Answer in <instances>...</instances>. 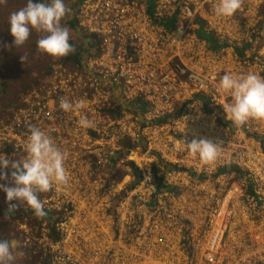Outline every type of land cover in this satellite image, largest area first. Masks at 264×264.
Segmentation results:
<instances>
[{
	"label": "built area",
	"instance_id": "built-area-1",
	"mask_svg": "<svg viewBox=\"0 0 264 264\" xmlns=\"http://www.w3.org/2000/svg\"><path fill=\"white\" fill-rule=\"evenodd\" d=\"M209 1L212 3L210 14L213 18L219 19V27H222V30L217 32L218 38L213 35L219 43L225 45L218 50L210 49L204 40L199 41L201 39L195 35V31L205 30L200 27L201 22L190 15L187 8L180 5L179 0H170L168 8L162 11L159 10V1L153 0L154 8L150 18L145 13L144 1L138 0L141 5L139 10L147 25L163 36L151 37L149 41L139 38L135 33L138 16L133 5L135 3H128L127 0L124 3L102 0L104 11H101V15L98 11L93 17L85 7L82 11L85 28L97 35L101 41L103 55L95 64L98 72L103 71L111 77L108 81L109 92L98 100V122L87 129L81 127L79 121L86 115L85 104L83 109L65 112L60 107V101L64 97L59 98L57 102L53 99L54 95H47L36 97L30 102L29 107L20 110L18 115L9 119L7 125L3 124L0 127L4 130L0 139L7 142L11 138L13 146L20 149L22 143L27 145L29 136V131H21V127L25 124L28 127L32 123L35 127V123L41 122L43 125L41 130L54 140L67 157L65 167L70 174L69 183L66 186L56 185L55 199L67 204L72 201L73 204L76 203L74 198L80 196L82 201L87 203L92 200L94 193L92 183L77 172L76 166L79 161L74 149L79 150L82 146L79 143L74 144L70 137L75 138L78 133L86 134V130H92V136L87 138L88 145L85 146L81 142L82 150H87L83 156L86 158V155H89L92 163L100 169L108 164L107 159L113 157L115 151L120 150L121 147L115 143L119 138L124 137V140L119 142L122 147L129 141L128 135L114 133L107 142L104 139L105 134L101 133L100 124L103 119L118 118L128 123L129 116L123 107L136 100L141 102V106L136 104L141 110L140 114H144L150 107L153 108L138 120L139 128L143 131L140 138L137 134V124L130 125L136 140L140 142L142 139L145 140L144 151L141 153L138 145L135 148L132 145L133 148H129V151L127 147L123 153V161L127 165L131 162L138 174L134 175L129 165L126 166L125 170L127 172L129 170L131 178L128 185L129 195L134 197V203L139 204L143 217L152 219L153 227L158 229L143 233L136 244L128 245L124 251L118 250L116 253L115 250L108 249L106 252L103 250L98 252L101 261H96L95 252L90 245H84L82 240L72 239V232L62 229L65 221L59 225L54 224V241H58L53 250L54 264H178L185 249L193 250L187 245L188 241H200L201 237L200 235L198 240H195L193 235L195 232H191L185 234V238H181L180 231L184 228L181 225L188 223L191 217L189 225L193 227L196 219L192 217L200 212L206 213L201 220V225H205L204 236L207 237L201 238V243L205 241L203 244L208 252L205 255L201 254L205 264L212 262V252H215L219 245L227 247L229 244L230 249L220 251L221 257L216 259L217 262L231 264V259H243L247 256L249 236L236 224L235 215L239 203L229 204L232 198L241 193V189H231L220 207L211 210L201 205L203 203L199 196L201 183L198 179H209L216 176L218 169L234 165L250 176L248 179L250 192L247 184L242 194L246 200L256 202L260 189H256L258 191L253 189L254 182L260 186L264 185V155L254 142L256 140L258 144L260 143L259 139L255 138L257 135L264 138V121L250 120L237 127L228 119L225 112V107L232 102L231 95L220 89V80L226 73L242 76L251 72L264 77V45L260 47L258 55L253 58L256 59L255 62L251 64L247 61L241 63L240 57L235 53V48L240 45L243 37L246 38L245 42L249 43L251 39L256 43L259 36L264 37L257 34V28L253 30L249 26L252 21L259 19L255 11L264 0H243V6L232 17L217 16L215 12L217 0ZM169 18L173 19L171 29L168 27ZM248 29L252 30L251 33ZM159 39L164 43H160L158 49H152V40ZM126 40H129V47L136 49L133 55L140 53L139 57L132 58L124 49L121 50L119 44ZM165 45L168 49L161 50L160 48ZM241 53L243 58L244 49ZM174 56L178 61L174 62L170 69L168 63ZM156 61L162 63L157 66ZM183 76L185 79L181 80ZM90 94H81L83 96L79 101L86 102V99L89 101ZM195 95H201L207 105L217 111L203 112L200 101L193 99ZM109 98L113 101L112 104L107 102ZM71 102L76 103L73 100ZM101 109L107 112L105 116L100 115ZM164 117L168 120L154 123ZM7 129L11 130V134L6 131ZM193 139H207L213 143H220L222 150L217 160L211 164H204L198 156L190 155L185 144ZM125 140L126 143H123ZM96 148L101 150L102 160L97 159V154L93 151ZM153 151L166 165L165 170L160 166L156 180L149 169V164L156 162L154 158H149V153ZM180 198H184V206L178 203ZM126 202L128 203V192ZM154 202L158 203L155 207ZM126 213L128 214L127 208ZM253 242L258 247L254 252L255 258L258 264H264V235L259 239L254 236Z\"/></svg>",
	"mask_w": 264,
	"mask_h": 264
},
{
	"label": "rangeland",
	"instance_id": "rangeland-1",
	"mask_svg": "<svg viewBox=\"0 0 264 264\" xmlns=\"http://www.w3.org/2000/svg\"><path fill=\"white\" fill-rule=\"evenodd\" d=\"M81 1L82 0H64L70 11L66 13L61 21L63 26L70 29L71 39L77 41L78 44L80 40L75 37L81 32V28L76 22L77 18L75 15L76 8L78 7L77 5ZM109 1L125 2V0ZM127 1L128 3H135L133 5L138 12L137 20L135 22L137 27L135 28L136 35L147 41H149L151 37H163L158 31L147 25L143 14L139 10L141 5L138 3V0ZM158 1L159 10L161 11L166 10L170 5V0ZM189 1L191 4H189ZM46 2L48 3L50 0H46ZM179 3L182 7L187 8L190 15L201 22L200 27L203 30L212 33V36L214 35L218 38L217 32L221 31L222 27H219V19L216 17L213 18L210 14V6L212 3L209 0H179ZM25 4L26 0H7L6 4L0 5V72L1 70L3 71L2 74L6 80L5 94L8 96L6 102L13 107L11 103L13 101V103H16L17 99L22 97V105L20 108L22 111L30 106L28 95L31 92H36L38 97L54 95L53 99H56L57 102H59V98L61 97H64V99H68L69 101L73 100L74 102H78L83 96L81 94L91 93L88 96L89 101L86 99V102H84V111L86 114L85 117L95 124V122H98L99 120L97 113L98 100H101V96L109 92L108 81L111 78L103 71L98 72L99 69L95 64L98 62L100 56L103 55L99 37L94 33H91L88 28H85V32L81 33L94 35L98 43L96 47H87L85 48V51H80L78 62L75 64L67 63L66 66L60 64L62 58L52 57L38 50L37 40L43 35V33L33 31L29 40L23 46L16 47L13 43L14 38L10 34V24L8 23V19L12 12L17 11ZM85 7L87 12H91L92 17L98 11H100V15L102 14L101 11H104L102 0H83L80 9H85ZM255 15L259 16V19L254 22L252 21L249 26L252 27L253 30L257 28V34L264 36V3L258 6ZM73 20L76 22L78 30L76 28L72 29L67 25L69 21ZM83 20L85 19L83 18ZM251 31V29H248V32L251 33ZM11 40L13 45L8 48L7 42ZM245 41L246 38L243 37L240 41L241 43L239 42L240 45L235 48V53L236 50H240L241 52L242 49H244L243 58L242 55L240 56V62L243 63L247 61L251 64L255 62L256 59L253 58L258 55L260 47L264 45V37L259 36L256 43H254L252 39L250 43ZM128 43L129 40H126L122 44H119L121 50L124 49L128 56L132 58L139 57L140 53H138V55H133L135 47L134 49L129 47ZM152 43L153 46L151 48L158 49L160 43H164V41L161 39L158 41L152 40ZM160 49L165 50L168 48L165 45ZM22 56L27 58L25 62L21 61ZM176 61L178 60L174 56L168 63L169 67ZM155 63L158 66L162 62L156 61ZM46 65L50 66L49 75L43 74ZM180 79L184 80L185 76ZM36 81L39 86L35 89L34 84ZM128 95H130L129 91ZM107 102L110 104L113 103L110 98L107 99ZM146 108L147 107H145V109ZM152 109L153 108L150 107L144 112V114H140L139 107L133 104V102H129L127 107H124V110H126L125 113L129 116L128 123L123 122L118 118L103 119L102 117L104 121L101 122L100 126L101 133L105 134L104 139L108 142L114 133L123 136L128 135L127 137L129 141L127 142V145H131V147L133 145L134 148L138 145L139 151L142 153L146 147L145 140L142 139V143L136 140L133 128L131 129L130 125L134 126L137 124V134L140 138L143 131L139 128L138 120ZM105 114H107V112L101 109L100 115L105 116ZM9 119L6 120L4 117L0 118V127L3 126V124L7 125ZM117 122L120 124H117ZM121 123H124V125H121ZM3 131L4 130L0 128V138L2 137V133H4ZM6 131L11 134L10 129H7ZM91 132L92 130L88 129L86 130V134L78 133V136H75L76 139L73 137L70 138L74 144L79 143L83 147V144L85 146L88 145L87 138L92 136ZM122 140H124V137L119 138L115 142L121 147L120 150L115 151L113 157L107 159L108 164L100 169L92 163V159L89 155H86V158L83 156L87 150H82V147L79 150L74 149V151L77 152L76 156L79 161L76 166L77 172L82 178H85L88 182L90 181L92 183V191L94 193L92 194V200H89L87 203L82 201V197L80 196L74 198V202L76 203L73 204H71L72 201H69L68 203L70 204H67L60 200H56V185H54L53 189L49 192H37V195L44 204L46 215L43 218L37 217L36 215H31L29 218H26L21 214V209L24 207L26 208L27 205L22 204L15 212L10 211L6 193L0 189V205L2 207V209H0V239L15 241L16 247L13 254L16 259L13 264H54L52 259L53 250L58 244V241H54L55 232L53 226L54 224H62L63 221H65V225L62 226V229L70 230L72 232V239H79L84 242V245H90L93 252H95L96 261H101L98 252H102V250L106 252L108 249L115 250L116 253H118V250L124 251L128 248V245L136 244L138 238L143 233L158 229V227H153L154 224L151 223L152 219H146L143 217L139 204L134 203V197L129 195L130 190H128V185L131 183V178H129L130 172L129 170L128 172L125 170L128 165L123 161V153L127 146L122 147L120 145L119 142ZM260 140L264 143V138H260ZM254 142L258 145L260 153L264 155V151L261 150L258 142L256 140H254ZM123 143H126V140ZM22 144V148L19 149L13 146L11 138H9L7 142L0 139V155L5 156L9 160L22 161L27 156L26 145L25 143ZM4 148L9 149V152L4 153L2 151ZM129 148L128 151L130 150ZM93 151L97 154V159L102 160L101 150L96 148L93 149ZM149 158H154L156 161L149 164L150 173L156 180V174L160 172V166L165 170L166 165L161 159H159L154 151L149 153ZM145 171L146 170H144L143 173H145ZM111 173L113 174L110 175ZM241 173V176L235 172H228L219 175L215 174L216 176L210 177L209 179H198V182L201 183V186L199 187V189H201L199 196L203 201L201 205L214 210L220 207L222 201L231 189H241V193L232 198L229 204L237 205L239 203L235 215L237 217H235L236 224L239 227H242L244 233L249 236L250 242L246 247L247 256L243 259H231V264H258L255 258L256 253H254L255 249L258 247L253 242V237L255 236L259 239L264 235V185L260 186L258 183H255L253 179H250L254 182L253 189H260L257 194L258 201L246 200L242 192L244 187L247 186L250 176L248 177L245 171H241ZM7 183L8 181L6 180H0V185ZM160 188L163 187L160 186ZM127 192L128 203L126 202ZM198 192L197 189V194ZM12 203H16V201H13ZM178 203L184 206V198H180ZM157 204L158 203L154 202L153 206L155 207ZM126 208L128 214L126 213ZM205 214V212L194 214L192 218H195L196 221L193 227L189 225L191 217L189 218L188 223L186 222L181 225L184 227L180 231L181 238H185V234L191 232H195L193 234L195 235V240H198L197 238H199L200 235L201 237L200 241H188L187 245L196 252L191 249H185L180 255V262L178 264H205L201 258V254L205 255L208 253L203 244L205 241H202L201 243V238L205 233V225H201V220ZM219 219L220 215L217 216V220ZM204 237L207 238L206 236ZM110 241H116V243L112 244ZM227 245V247L219 245L216 251L212 252V255L209 253L211 257H213L212 262H209V264H224V261L217 262L216 259L221 257L219 254L220 251L230 249L229 244ZM194 258H196V260H194Z\"/></svg>",
	"mask_w": 264,
	"mask_h": 264
},
{
	"label": "clouds",
	"instance_id": "clouds-1",
	"mask_svg": "<svg viewBox=\"0 0 264 264\" xmlns=\"http://www.w3.org/2000/svg\"><path fill=\"white\" fill-rule=\"evenodd\" d=\"M6 3L7 0H0V5ZM242 6L243 0H217L215 12L220 17H232ZM69 11L64 0H50L48 3L26 0V4L12 12L8 19L14 45L23 46L36 31L43 33L37 40L40 52L57 58L67 57L75 51L70 43V29L61 24ZM26 59L21 57L22 62ZM220 89L231 95L232 102L225 107V112L237 127L250 120L264 121V77L251 72L242 76L226 73L220 80ZM28 96L30 102L38 97L36 92ZM60 107L65 112L80 110L84 108V102L62 99ZM79 125L93 127L92 121L86 117L80 119ZM28 131L25 159L9 160L0 155V180L8 181L0 185V189L6 193L10 211L15 212L20 205L26 204L37 217L43 218L46 212L37 192H49L54 185H68L70 174L65 167L66 154L54 140L38 127H30ZM185 147L190 155L198 156L204 164L214 163L222 150L220 143L207 139H193ZM15 247V241L0 239V264H13Z\"/></svg>",
	"mask_w": 264,
	"mask_h": 264
},
{
	"label": "trees",
	"instance_id": "trees-1",
	"mask_svg": "<svg viewBox=\"0 0 264 264\" xmlns=\"http://www.w3.org/2000/svg\"><path fill=\"white\" fill-rule=\"evenodd\" d=\"M143 1H144V5H145V13L148 16V18H150L151 15H152V12H153V8H154V2H153V0H143ZM34 2H35V0H34ZM41 2L47 3L46 0H41ZM168 20H170L169 24H168V27L171 29V25L173 23V19L169 18V19H167V21ZM76 22L74 20L73 21H69L67 23V25L70 28H72V29L76 28L78 30V27L76 26ZM169 28H167V30ZM81 32H85V31L81 28ZM81 32L78 35H76L77 37H75L77 39L79 38V40H80L79 44H78L77 41H75L74 39H71V37H70V43L74 46L75 51L73 53H71L70 55H68L67 57H63L62 61H60L61 65L66 66L67 63H73V64L77 63L78 59H79L80 51H85V48H87V47H89V48H92L93 46L96 47L98 42L95 39V36L92 35V34H83ZM195 35L199 39L204 40L208 44L209 48L212 49V50H218L220 47L225 46L223 43H219V41L217 39H215L210 33L202 31L201 29H197L195 31ZM13 43H12V40L8 41L7 42V47L8 48L12 47ZM80 49H82V50H80ZM236 54L239 57L242 55L240 50H236ZM49 69H50V66L46 65L45 71L43 72V74L44 75H46V74L49 75ZM2 72L3 71L1 70V72H0V118L4 117L7 120V119L10 118V114H11L10 110L12 112L13 111V107H11L8 102H6L7 97H8L7 94H5L6 80H5ZM34 85H35L34 86L35 89L39 86L37 81H36V83ZM193 99H195L197 101H200V103L202 104L203 112L211 113L213 111H217L215 108L209 107L207 105V103L205 102L204 98L201 95H195L193 97ZM17 101L19 102V106L22 105V97H19L17 99ZM13 102L11 103V105L15 104ZM133 104H135V105L139 104L141 106V102L139 100L134 101ZM133 108H134V106H133ZM140 112H141V110H140ZM111 113H113V112H111ZM219 119H221V117ZM166 120H168V118L164 117L160 121H158V120L154 121V123L164 122ZM255 138L259 139L260 148H261L262 151H264V143L260 140L259 137L255 136ZM126 146L128 148L131 147V145L130 146L126 145ZM2 151L4 153H8L9 149L4 148ZM10 157H11V155H10ZM128 165L132 169L133 174L138 176L137 169L132 165V163H128ZM228 172H235V173H237L240 176L242 175L241 171L237 167H235L234 165L224 166V167L218 169L217 172H216V175H219V174H222V173H228ZM248 182H250V181L248 180ZM247 184H248V191L250 192V188H249L250 184L249 183H247ZM250 195H252V194H250ZM0 209H2L1 205H0ZM21 214L24 215L26 218H29L31 215L34 214V211L32 209H30L28 206H26V208L24 207L23 209H21Z\"/></svg>",
	"mask_w": 264,
	"mask_h": 264
},
{
	"label": "flooded vegetation",
	"instance_id": "flooded-vegetation-1",
	"mask_svg": "<svg viewBox=\"0 0 264 264\" xmlns=\"http://www.w3.org/2000/svg\"><path fill=\"white\" fill-rule=\"evenodd\" d=\"M20 108H21V105L19 106V102L16 101V103L13 105V111L12 112L10 111V113H11L10 114V118L12 116L18 115L19 114V111H20ZM123 109H124V107H123ZM30 127H34L33 123L31 125H29L28 127L26 126V124L23 125V127H21V131H28ZM35 127H38L39 129H41L43 127V125H42L41 122H39V123H35ZM44 210H45V207H44ZM33 215H35V213ZM54 239H55V237H54Z\"/></svg>",
	"mask_w": 264,
	"mask_h": 264
},
{
	"label": "bare ground",
	"instance_id": "bare-ground-1",
	"mask_svg": "<svg viewBox=\"0 0 264 264\" xmlns=\"http://www.w3.org/2000/svg\"><path fill=\"white\" fill-rule=\"evenodd\" d=\"M83 0L77 5L78 7L76 8V21L78 23V26L82 28L85 31L84 23H83V17H82V11L83 9H80V5L82 4ZM82 24V25H81Z\"/></svg>",
	"mask_w": 264,
	"mask_h": 264
}]
</instances>
